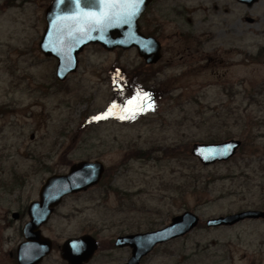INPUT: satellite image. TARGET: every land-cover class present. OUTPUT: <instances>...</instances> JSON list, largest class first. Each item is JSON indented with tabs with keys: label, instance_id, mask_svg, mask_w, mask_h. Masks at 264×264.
I'll list each match as a JSON object with an SVG mask.
<instances>
[{
	"label": "rangeland",
	"instance_id": "1",
	"mask_svg": "<svg viewBox=\"0 0 264 264\" xmlns=\"http://www.w3.org/2000/svg\"><path fill=\"white\" fill-rule=\"evenodd\" d=\"M49 1L0 0L1 256L14 244L3 238H17L21 225L7 229L4 217L37 199L49 177L99 161L100 184L56 207L49 231L57 244L162 229L190 211L198 227L145 264H264V219L207 227L210 219L264 211V0H161L156 64L147 66L135 49L89 45L63 82L57 61L39 49ZM138 93L147 99L131 117L122 109ZM113 104L111 115L95 119ZM229 140L241 146L226 161L203 165L192 154L195 144ZM129 256L101 249L92 264ZM53 264H64L58 252Z\"/></svg>",
	"mask_w": 264,
	"mask_h": 264
},
{
	"label": "water",
	"instance_id": "2",
	"mask_svg": "<svg viewBox=\"0 0 264 264\" xmlns=\"http://www.w3.org/2000/svg\"><path fill=\"white\" fill-rule=\"evenodd\" d=\"M152 0H143L131 24L122 23L117 13L120 6L101 4V0H53L46 10L47 27L39 43V49L46 58L56 59V77L65 81L79 67V56L89 45H99L106 51L116 49H136L139 56L149 65L156 64L161 58V44L154 38H147L141 32L138 21ZM253 6L258 0H239ZM96 17L107 13L103 23L86 14ZM241 142L229 140L217 144H195L192 154L203 165L226 161L233 157ZM105 172L99 162L82 161L74 164L68 174L53 175L46 180L41 189L40 200L31 205L32 221L26 227L28 243L19 253L21 264H37L50 249V244L42 242L39 228L47 222L53 210L64 197L86 191L98 185ZM264 218L263 211H243L207 221L208 228L234 225L246 219ZM200 217L190 211L174 217L166 227L148 233L135 234L120 238L118 246L132 248V256L126 264H141V260L160 244L187 235L195 230ZM61 256L68 264H88L98 250V242L91 235L70 239L62 245Z\"/></svg>",
	"mask_w": 264,
	"mask_h": 264
},
{
	"label": "flooded vegetation",
	"instance_id": "3",
	"mask_svg": "<svg viewBox=\"0 0 264 264\" xmlns=\"http://www.w3.org/2000/svg\"><path fill=\"white\" fill-rule=\"evenodd\" d=\"M52 2H53V0H50L49 3L46 4V8H45V21H46V10L48 9V7L50 6V4ZM160 2H161V0H152L147 5L146 9L144 10L142 16L140 17V19L138 21V24H139L140 29H141V32L143 33L144 36H146L147 38H154V39H156L158 42H160L161 47L163 48L162 42H161V33L164 30V27L163 26H164L165 21H162L161 18H158V15H159V11L160 10L157 9V7H159V3ZM235 2L238 3V5H242V6H246L247 5L246 3L240 2L239 0H235ZM178 10H180V11H178L177 17H180V19H183L182 17L185 16L183 14V11H186V10H183L182 11L181 6H179ZM226 11L229 12V10H226ZM186 21L188 23H192L193 22V20L190 19V18H187ZM46 27H47V23H46ZM177 34L179 36L180 35L183 36V33L182 32L177 33ZM48 59H51V58H48ZM144 62H145V60H144ZM145 64L147 65L146 62H145ZM147 66H152V65H149L148 64ZM105 172H106V168H105ZM105 172H104L103 175H105ZM45 183H46V181H45ZM44 184L41 186V188L38 191L37 199L31 200L26 205H20L19 209L16 212H13L11 214V218H8L6 216V217L3 218L4 220L1 221L4 224H7L8 225L7 226V229L8 228H12L11 227V224L20 223L21 225L17 228L16 235H18L17 238H19L17 241H16L17 238L12 239L11 237H8V238L6 237L5 238L4 236H2V238L4 237L3 238L4 243H6V241H8L10 244H12L13 242H14V244H13V247L10 248L7 252L2 253V256H1V252H0V264H21L20 263V259H19V253L22 251V249L25 246V244H27L29 242L28 239H27V237H26L25 231H26V227L32 221L31 216H30L31 205L33 203L38 202L40 200V192H41V189L44 186ZM89 189L86 190V191H82V193L89 191ZM73 195H77V193L76 194H71V195H68V196L64 197V199L62 200V203H63V201L65 199H67L68 197L73 196ZM56 209L57 208H55L53 210V212L51 213V215H50L49 219L47 220V222H45L44 224H42L41 227L39 228V232H40V236L42 238V242L43 243L44 242H47V244L49 243L51 247H50L49 251L45 254V256L37 264H53V262H54V255L57 252L59 253V255L61 257V260L64 262V264H68L67 261H64L62 259V256H61V252H62V249L61 248H62V245L66 241H68L70 239L80 238V237L85 236V235H91V234H87L86 233V234L80 235L78 237L69 238V239L65 240V242L63 244H61V245L60 244H57L55 242L52 234H51L52 232L49 231V229L51 228L52 217L55 214ZM245 211H249V210H245ZM255 211H259V210H255ZM241 212H243V211H241ZM238 213H240V212H238ZM234 214H236V213H234ZM229 215H231V214H229ZM262 219H264V218H259V219H246V220L240 221V222H238V223H236L234 225H228V226H222V227H233V226H237V225H239V224H241V223H243V222H245L247 220H262ZM155 230H159V229H154V230H151V231H155ZM151 231H149V230L148 231H145V232H140V231L139 232L138 231L137 232H132V231L129 232V231H127V232H124V233H119L117 235V237H115L114 239H109V241H107V242H104V241L101 242V240H99L97 238V236L91 235L98 242V250L96 251L94 257L92 258V260H90V262L88 264H92L95 261V259L97 257V254L99 253V251L101 249L102 250L105 249L107 251L108 250H117V251H127V252H129L130 253L129 258L126 259L124 262H122V263L120 262L119 263V264H126L129 261V259L131 258V256H132V248L129 247V246H118L117 243H118L119 239L120 238H123V237L131 236V235H135V234L148 233V232H151ZM190 233H188V234H190ZM187 235H185V236H187ZM176 240H179V239H176ZM176 240H171L169 242H166V243L157 245L152 250V252H150L148 255H146L141 260V264H145L147 261H149L150 257L156 251H158L160 247L162 248V246H166L167 244H169L171 242H174ZM0 242H1V237H0Z\"/></svg>",
	"mask_w": 264,
	"mask_h": 264
},
{
	"label": "snow or ice",
	"instance_id": "4",
	"mask_svg": "<svg viewBox=\"0 0 264 264\" xmlns=\"http://www.w3.org/2000/svg\"><path fill=\"white\" fill-rule=\"evenodd\" d=\"M142 3H143V0H101V4H107L109 6H117V5L120 6L123 9V11L116 14L117 18L120 19L122 23H128V24H131L133 18L137 14L139 5ZM86 15L91 19H95V22L97 24L103 23L104 20L106 18H108L107 13L101 14L100 17H96V15L94 13H87ZM143 99H147V94H144L143 96H141L138 93L136 97H134L132 100H128L126 102L129 107L122 109V111L130 112L131 117H134L137 110H140V111L143 110V107H141L140 104L138 103L139 101H142ZM133 105H136V107L135 108L132 107ZM115 108H116V104H113L110 107V109L106 115L98 116L95 119L107 118V115H111L112 110ZM120 118L124 119L125 117L121 116Z\"/></svg>",
	"mask_w": 264,
	"mask_h": 264
},
{
	"label": "trees",
	"instance_id": "5",
	"mask_svg": "<svg viewBox=\"0 0 264 264\" xmlns=\"http://www.w3.org/2000/svg\"><path fill=\"white\" fill-rule=\"evenodd\" d=\"M132 84H134L133 86H135L137 89H140L139 86H137L134 82H132ZM141 90V89H140Z\"/></svg>",
	"mask_w": 264,
	"mask_h": 264
}]
</instances>
